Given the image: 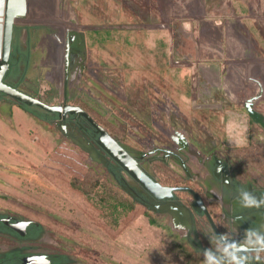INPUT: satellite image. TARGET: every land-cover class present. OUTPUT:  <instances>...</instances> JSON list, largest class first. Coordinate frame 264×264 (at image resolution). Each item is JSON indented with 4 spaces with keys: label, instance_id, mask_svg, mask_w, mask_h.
Instances as JSON below:
<instances>
[{
    "label": "rangeland",
    "instance_id": "1",
    "mask_svg": "<svg viewBox=\"0 0 264 264\" xmlns=\"http://www.w3.org/2000/svg\"><path fill=\"white\" fill-rule=\"evenodd\" d=\"M224 1L215 0V4L222 5ZM249 1L255 4V0ZM52 3L56 8L48 15L51 20L46 26L48 30L39 32L42 40L35 51L44 54V58L35 57L32 62L43 80L40 87L56 88L62 102L75 104L82 98L106 129L140 158L142 167L165 185H188L200 190L219 222L225 225L220 205L208 201L202 182L205 170L194 164L196 160L190 150H196V142L205 143L213 151V159L232 163L241 181H249L252 173L264 176V101L257 104L258 108L255 102L248 103L249 99L229 104L228 96L219 90L212 95H196L195 100H208V108L194 103L180 107L163 93L160 82L166 80L169 84L178 76L177 80L182 78L183 87L189 92L193 86L191 77L182 75L179 72L182 67L172 66L171 59L183 53L192 54L187 61L195 59L199 49L218 52L223 46L225 50L227 35L223 37V45L219 33L216 41L213 36L206 42L200 41L204 48L199 44L200 32L206 27L205 19L225 23L235 15L233 10H215L209 7V1L200 19L174 0H53ZM243 12L252 17L264 15L263 8ZM250 28L256 35L264 33V25ZM15 31L16 25L14 38ZM262 45L264 49V39ZM16 73L17 68L12 66L9 75ZM261 92L264 96L262 88ZM249 107L263 122L252 118ZM197 108L207 115L196 116ZM233 116L247 124L246 146L230 145L225 125ZM79 137L72 139L69 145L73 148L63 154V163L70 171L50 161L44 164L48 167L44 171L30 167L22 176L16 173L14 180L13 176L8 177L10 185H0V209L17 208L42 221L55 241L46 245L70 254L80 264H202L203 255H196L191 246L181 242L165 217L154 208L150 216L156 219L155 224L147 217L144 223L130 226L134 222L129 220L134 212L129 208L131 204L140 209L146 206L131 188L139 192L142 187L122 169L118 180L106 167L117 166L115 161L87 137ZM170 156L176 157L180 164L171 165ZM53 165L59 169L56 179L49 170ZM189 169L198 172L193 174L197 179L188 175ZM88 170L101 175L105 183L91 193L77 190L71 184L72 177ZM260 185L264 186V179ZM177 192L181 202L191 209L192 194ZM123 201L127 206H123ZM117 221L125 224L121 233ZM198 226L200 230L207 227L203 233L213 232L205 215ZM206 244L211 247L210 242Z\"/></svg>",
    "mask_w": 264,
    "mask_h": 264
},
{
    "label": "crops",
    "instance_id": "2",
    "mask_svg": "<svg viewBox=\"0 0 264 264\" xmlns=\"http://www.w3.org/2000/svg\"><path fill=\"white\" fill-rule=\"evenodd\" d=\"M174 1L175 3L179 2L178 6L180 8H186L196 15L198 14L200 19L204 16L209 1L211 2L209 7L215 8V10L232 9L235 15L233 18H228L225 23L223 21L220 23H210L208 20H204L203 26L206 27H203V30L200 32L201 38L199 44L204 47L200 41L205 40L206 42L209 38L211 39V36L215 37L216 41L218 39L216 38V33H219L221 34L219 39L222 45L223 37L225 35L228 37L226 39L228 43L227 46H225V50L223 46V50L221 49L218 52H213L208 49H199L196 54L195 52L193 53L195 54V59L192 58L189 59V61L182 60L183 56L189 54H181L178 52V54L181 55L171 59V65L176 68L182 67V70H179V72L182 75L185 73L188 74L193 81V86L189 88L188 92L183 87L182 78L181 80H177L178 76H176L177 78L175 80L177 81L171 80L169 84L166 80L163 82L164 84L160 82V88L162 90L164 89L163 93L167 94L172 102L181 107L185 106L187 103L192 104L196 95L203 96L209 93V91L211 92L212 89H216L217 92L220 90L222 94L228 96L229 104L235 102L245 103L249 99L248 103L255 102V108H258L257 104L263 103L264 101V96L261 92V88L264 90V49L262 45L264 33L262 31L256 35L255 32H252L250 26L264 25V15L261 17H252L249 12H243V9L250 10L254 7L257 9H264V0H255V4H252V1L249 0H223L224 2L222 5L215 4V0ZM52 2L53 0H27V13L24 17L17 18L18 20L21 19V22H18V20L16 22L12 53L14 54L20 72H25L27 79L36 84H40V81L42 82L43 80L38 70L34 68L36 65L32 66V62L35 57L39 58V60L44 58V54H40V52L35 53V51L39 48L42 40L39 32L42 31V29L48 30L46 26L51 21L48 15L56 8ZM180 2L182 3L180 4ZM5 9L6 0H1L0 29L2 30L4 29L3 20ZM220 25H222V28H219ZM257 28L258 27H256V29ZM258 29L261 31V28ZM2 44L3 39L0 41V56L2 53ZM224 44L226 45V43ZM27 52L30 53V63L29 67L25 68L22 60L23 54ZM176 60L180 62H175ZM67 66L68 61L66 59V68ZM203 77L208 78L213 84ZM14 79L15 78L12 77L7 82L16 84V79ZM202 83H205V85H202ZM26 90L27 91L24 92L35 95L32 89ZM47 95L42 88L37 93L38 98L46 102V98H48ZM253 98H257V100L253 102ZM141 99L144 98L142 97ZM196 99L198 103H203L205 98L203 100L199 98ZM59 102L61 103L62 101H59L58 96L54 95L53 102L50 104ZM29 107L30 109L23 107L17 100L0 92V185H5V187L6 185H10L7 183L8 177L13 176L11 180H14L16 179V175H18L16 173L22 176L30 167L39 168L44 171V168H48L44 166V164L50 161L70 171L69 166L64 165L62 160L65 150H71V148H73L69 144L73 142L72 139H75V136L72 135L68 127L69 123L66 124L65 128L63 127L64 122L60 121L58 114L46 111L37 106ZM194 114L196 116H201L204 115L205 112L203 109L197 108L194 109ZM194 144L196 150L192 148L190 152L194 154L193 159L196 160L194 164H196L201 171L205 170L202 175L204 177L202 182L208 194V201L217 202L222 209L221 218L225 221V225L221 224L220 230L225 234H230L235 241H242L246 230L250 228L264 231V206L261 208H244L241 207L238 202L239 191L241 189H247L257 197H264V186L260 185L264 176H259L257 173L254 175V173H252V178L249 181H241L237 179L236 171L233 169L231 162L222 161L224 163L223 168L222 165L218 163L217 159L212 158L211 155L213 151H211L205 143L200 144L196 142ZM230 145L236 144L232 143ZM168 161L171 165L180 164L176 157L173 156H170ZM182 165L187 169L184 161ZM187 165H189V163ZM190 166L195 168L193 164H190ZM106 167L108 168V166ZM225 167L227 168L226 171ZM10 168L14 170L11 173L7 170ZM18 170L19 172H17ZM49 170H51L54 179H56L55 177L58 178L56 172H58L59 169H56L53 165ZM194 173L198 175L197 171L189 169L188 175L195 180L198 177L194 176ZM200 194L203 197V193L201 192ZM203 199L206 203L207 201L204 197ZM169 203L168 206L158 209L155 212L165 217L167 225L177 234L181 242L191 246L195 254H199L201 257L202 255L200 253L210 247H208L206 244L207 242L204 241L205 238L209 240L208 234L210 233H203V231L207 230V227H203V230H200L198 226L201 222L202 215L192 208L191 211H189L179 199H175ZM206 205L208 207V202ZM13 209L18 210L17 208ZM29 210L33 211L34 209ZM35 211L40 214V211ZM147 217L146 214H139L137 210H134V212L129 215V220L134 221L130 226L138 222L144 223L147 221ZM148 221L150 222V220ZM122 226L124 229L125 224H122Z\"/></svg>",
    "mask_w": 264,
    "mask_h": 264
},
{
    "label": "water",
    "instance_id": "3",
    "mask_svg": "<svg viewBox=\"0 0 264 264\" xmlns=\"http://www.w3.org/2000/svg\"><path fill=\"white\" fill-rule=\"evenodd\" d=\"M1 1V0H0ZM27 13V0H6V20L5 28L2 34V29H0V41L3 39V60L0 62V92L23 103L28 106H37L46 111L58 114L61 122H64L63 127L66 128V120L70 115L83 118L87 121L91 127L94 129L93 138L98 147H100L109 157H111L115 163L128 175H130L135 181H137L142 190L139 192L131 188V191L136 194L140 200L148 207L158 210L162 203H167L168 201H174L177 191H188L190 192L194 200L192 202V208L199 214H203L207 217L213 232L216 235L225 234L217 226L214 218L212 217L202 195L196 191L193 187L188 185H165L161 183L157 178L150 174L144 167H142L140 158L135 156L127 147L121 144L102 124L98 123L82 106L68 103L67 101L59 102L56 104H50L45 100L38 98L36 96L30 95L18 87H15L8 83L5 79L8 71L11 67V57L13 52L14 43V30L15 21L18 17H24ZM161 27L166 26L165 24H160ZM188 54V53H186ZM192 54L185 55V59L191 58ZM67 80H68V66L66 68ZM207 81L208 78L203 77ZM66 80V82H67ZM211 84L213 82L210 81ZM205 85V83H202ZM216 89L207 93V95H212ZM257 98H253V102ZM198 107L208 108L210 104L208 100H204L203 103H198L197 100L193 102ZM249 112L252 118L258 122H263L260 115L253 111L249 107ZM176 157L180 158L178 154L173 153ZM181 159V158H180ZM218 163L224 168L222 160H218ZM227 168L225 167V171ZM144 193L145 196H140ZM148 198V200L146 199ZM149 198L153 200L151 204H148ZM147 200V201H146ZM191 211L190 208H187Z\"/></svg>",
    "mask_w": 264,
    "mask_h": 264
},
{
    "label": "flooded vegetation",
    "instance_id": "4",
    "mask_svg": "<svg viewBox=\"0 0 264 264\" xmlns=\"http://www.w3.org/2000/svg\"><path fill=\"white\" fill-rule=\"evenodd\" d=\"M9 72L10 70L5 77L6 81L14 77ZM68 123L72 135L87 137L98 147L93 138L94 129L87 121L70 115L66 120V124ZM147 202L151 204L154 201L149 198ZM169 202L172 201L162 203L159 209L168 206ZM49 232L41 221L20 210L0 209V264H80L70 254L46 245L55 242Z\"/></svg>",
    "mask_w": 264,
    "mask_h": 264
},
{
    "label": "clouds",
    "instance_id": "5",
    "mask_svg": "<svg viewBox=\"0 0 264 264\" xmlns=\"http://www.w3.org/2000/svg\"><path fill=\"white\" fill-rule=\"evenodd\" d=\"M229 141L237 146L247 142V124L239 117H230L225 125ZM238 202L244 208H261L264 197H257L247 189L239 191ZM211 247L201 255L202 264H264V231L250 228L242 241H235L230 234H208Z\"/></svg>",
    "mask_w": 264,
    "mask_h": 264
},
{
    "label": "trees",
    "instance_id": "6",
    "mask_svg": "<svg viewBox=\"0 0 264 264\" xmlns=\"http://www.w3.org/2000/svg\"><path fill=\"white\" fill-rule=\"evenodd\" d=\"M23 65L25 66V68L29 67V63H30V53L27 52V53H24L23 54ZM12 66H16L17 68V73L16 75L14 76V78H17L18 79L16 80V84H11L15 87H18L19 89H21L22 91H27L26 89L30 90L32 89L35 93V95L33 96H37V93L41 90V87H40V84L39 83H35L29 79H27L26 75H25V72H20V70L18 69L17 67V62H16V59L15 57H13L11 59V68ZM46 95L48 96L47 99V102L51 103L53 102V96L54 95H57L58 96V90H56V88H53V89H44ZM29 92V91H28ZM81 101H78L77 105H80L82 106L98 123L102 124L101 121L98 120V118L93 115V113L91 112V110L89 109V105L84 101L82 100V98H80ZM21 105L27 109H30L29 106L21 103ZM103 125V124H102ZM104 126V125H103ZM105 127V126H104ZM106 128V127H105ZM108 169L114 174V176L118 179V180H121V175H120V167L117 165H113V164H109L108 165ZM77 177V178H75ZM73 179H71V184L74 188H76L77 190H80V191H83L85 193H91L95 188H97L98 186H104V181L102 179V176L97 174L94 170H88L87 172L84 171L83 175L81 176H74L72 177ZM122 182V181H120ZM177 186H180V184H177ZM195 189V188H194ZM196 191H198L199 193H201L199 190L195 189ZM193 196V195H192ZM175 199H179L180 200V196H179V192L176 193L175 195ZM123 206H127V202L126 201H123ZM207 204V202H206ZM145 205V204H144ZM129 207V206H128ZM137 206L135 204H131V206L129 207L130 209L132 210H137V213L139 214H146L148 217H149V220L152 224H155L157 221L155 218L151 217L150 216V212H153V208L151 207H144L142 209H137L136 208ZM208 209L212 215V217L214 218L217 226L219 228H221V223L219 222V219L217 218V216L215 215L214 213V209L212 207H210L208 205ZM118 222V221H117ZM116 222V223H117ZM110 226H112V224H110ZM119 230V232L121 233L123 231V226L118 222L117 223V226H116ZM116 228V229H117ZM205 242L209 243V240L207 238H205L204 240Z\"/></svg>",
    "mask_w": 264,
    "mask_h": 264
},
{
    "label": "bare ground",
    "instance_id": "7",
    "mask_svg": "<svg viewBox=\"0 0 264 264\" xmlns=\"http://www.w3.org/2000/svg\"><path fill=\"white\" fill-rule=\"evenodd\" d=\"M5 20H6V9H5V14H4V28H5ZM3 32H4V30H3ZM1 60H3V47H2V53H1V56H0V62H1Z\"/></svg>",
    "mask_w": 264,
    "mask_h": 264
},
{
    "label": "built area",
    "instance_id": "8",
    "mask_svg": "<svg viewBox=\"0 0 264 264\" xmlns=\"http://www.w3.org/2000/svg\"><path fill=\"white\" fill-rule=\"evenodd\" d=\"M185 56H183V59L182 60H187V59H185L184 58ZM175 62H180L179 60H176ZM182 62H184V61H182ZM41 82V81H40Z\"/></svg>",
    "mask_w": 264,
    "mask_h": 264
}]
</instances>
